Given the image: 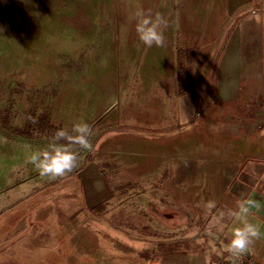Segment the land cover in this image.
<instances>
[{"label": "rangeland", "instance_id": "obj_1", "mask_svg": "<svg viewBox=\"0 0 264 264\" xmlns=\"http://www.w3.org/2000/svg\"><path fill=\"white\" fill-rule=\"evenodd\" d=\"M94 4L0 0V264H177L198 245L218 250L215 191L232 180L219 182V167L249 150L244 140L264 143V0L242 47L237 18L216 27L205 17L201 32L156 46L164 59L153 66L123 64L143 44L119 22L136 20L138 0ZM113 72L128 78L111 122L98 93ZM146 87L163 94L147 99ZM138 107L160 121H140ZM80 121L91 133L88 149L75 146L77 166L40 175L28 157ZM132 136L147 143L117 151ZM97 188L107 196L93 200ZM229 257L219 264H234Z\"/></svg>", "mask_w": 264, "mask_h": 264}, {"label": "crops", "instance_id": "obj_2", "mask_svg": "<svg viewBox=\"0 0 264 264\" xmlns=\"http://www.w3.org/2000/svg\"><path fill=\"white\" fill-rule=\"evenodd\" d=\"M87 1L91 2V9L98 7L97 5L95 6V4L93 5V3L97 0ZM107 1H110V3L112 1L122 3L127 0ZM260 1L262 0H138V10L145 11L154 16L158 15L162 18L164 22L160 27L167 25L165 26L167 30L162 29L164 41L161 46L168 42V38H173L174 33H183L186 37H188L195 32L197 27H199L197 30H200L201 32V25L203 24V19L205 17H213L216 27H226L231 18H237L238 20L233 26L237 31V35L234 37V42L236 43V47L238 46V48H240L242 47L240 45V40L242 38L241 33H249L251 27L257 25L253 23V19L251 20V14L253 12V5ZM109 9H113V5H110ZM120 17L124 18L123 15ZM119 22L124 24L126 27L125 29L129 32L136 33V20H131L129 22L124 19V21L120 20ZM118 26L119 25H113L110 31L114 32L116 30L117 32ZM156 46L157 45L154 44L147 50L146 46L142 44V46L138 49L137 55L127 54V56L124 57L125 62H123V64H127V66L133 64L153 66L158 64V62L161 63L164 59L162 57L164 56L160 53V55H157ZM146 51H148V53H146ZM158 56L160 57L158 58ZM241 62V58L238 61L236 59V64H242ZM154 76H156V74ZM113 77V79H107L105 90L98 93V99L101 105V114L106 117V119H111V122L119 119L118 111L121 105L120 98H127V94H121L122 90L120 87H122L121 82L127 80L128 74H124L126 79H123V81L121 80L118 72H113ZM102 84L103 86L105 85L103 81ZM143 91L142 96L147 99L163 94L161 91L160 93L157 90L151 91L148 87H146ZM170 93V95L173 96L176 92L171 91ZM150 102L151 100L148 101V103ZM146 105L147 104H145V106ZM155 105H159V103L155 101ZM149 111L146 108L141 109L138 107L135 112H137L138 117L141 118L140 121H150V123L157 119L160 121V113L159 116H157V111L154 115L151 111ZM156 137L157 136L149 139L151 143L154 142V140H157ZM129 140H133V142L139 144L147 143V141H145L146 139L139 136H132V138L120 137L119 141L116 142V145L118 146L117 151L123 152L124 150L120 148L124 143L130 142ZM243 142L248 145L249 150L247 148V152L242 151L240 153L233 154L230 158L225 159L219 167V182H225L228 177L232 180L229 184H219L218 190L215 191L217 192L215 197L219 201V205L222 206V213H220L218 219L214 220V224L211 226L213 230L215 228H220L219 231L222 232L216 238L218 250L213 248L210 244L198 245L199 247H197L199 249H197V251L187 249V251L190 252V256H186L185 258L182 257L177 261V264H219L221 256L228 253L225 250V245L231 237L232 229L241 223L239 217L230 214V210L235 211L238 207V202L249 196L260 200L262 204H264V149L261 147L264 143L260 144V140H244ZM106 196L107 191L104 192V189L101 188H97V190L92 192L90 191V197L93 200ZM216 198H213V200ZM96 205H98V203ZM209 207L213 210L212 206ZM173 208L174 207H170L169 209ZM174 210H177V208H174ZM171 213L176 214L175 212ZM246 219L258 227L259 235L252 238L249 247L244 253L254 261V264H264V207H261L260 209H251V211L246 215ZM210 223L211 220L208 221L207 226H209ZM201 255L204 257V260L199 259ZM211 258H213V260ZM173 262L171 261L172 264ZM166 264H169V262H166Z\"/></svg>", "mask_w": 264, "mask_h": 264}, {"label": "clouds", "instance_id": "obj_3", "mask_svg": "<svg viewBox=\"0 0 264 264\" xmlns=\"http://www.w3.org/2000/svg\"><path fill=\"white\" fill-rule=\"evenodd\" d=\"M135 16V30L139 40L148 47L154 44L161 45L164 41V34L160 27L164 22L162 18L142 10H138ZM90 133V126L84 121L74 123L71 131L59 128L50 137L47 147L34 150L28 159L42 176L63 175L77 166L78 152L74 150L75 146L82 149L90 147ZM261 207H264V204L260 200L249 196L238 202L235 211L230 210L231 215L241 220V223L232 229L231 237L225 245V250L232 257H238L245 252L252 238L259 235L258 227L247 221L246 215L251 209Z\"/></svg>", "mask_w": 264, "mask_h": 264}, {"label": "built area", "instance_id": "obj_4", "mask_svg": "<svg viewBox=\"0 0 264 264\" xmlns=\"http://www.w3.org/2000/svg\"><path fill=\"white\" fill-rule=\"evenodd\" d=\"M229 256L230 260H232L234 264H254V261L244 252L238 257H232L230 253Z\"/></svg>", "mask_w": 264, "mask_h": 264}, {"label": "flooded vegetation", "instance_id": "obj_5", "mask_svg": "<svg viewBox=\"0 0 264 264\" xmlns=\"http://www.w3.org/2000/svg\"><path fill=\"white\" fill-rule=\"evenodd\" d=\"M150 264H156V261H152V260H151V261H150Z\"/></svg>", "mask_w": 264, "mask_h": 264}]
</instances>
